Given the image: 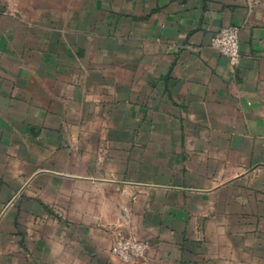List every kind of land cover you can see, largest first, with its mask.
<instances>
[{
	"label": "crops",
	"instance_id": "obj_1",
	"mask_svg": "<svg viewBox=\"0 0 264 264\" xmlns=\"http://www.w3.org/2000/svg\"><path fill=\"white\" fill-rule=\"evenodd\" d=\"M118 233L264 264V0H0V264H126Z\"/></svg>",
	"mask_w": 264,
	"mask_h": 264
},
{
	"label": "built area",
	"instance_id": "obj_2",
	"mask_svg": "<svg viewBox=\"0 0 264 264\" xmlns=\"http://www.w3.org/2000/svg\"><path fill=\"white\" fill-rule=\"evenodd\" d=\"M263 0H247L250 12H254ZM240 31L238 26L222 28L217 32L211 41V45L222 56L227 58L231 65H238L241 60L240 51ZM148 250L145 242L134 240L119 234L112 247L114 256L124 262H130L138 258H143Z\"/></svg>",
	"mask_w": 264,
	"mask_h": 264
},
{
	"label": "rangeland",
	"instance_id": "obj_3",
	"mask_svg": "<svg viewBox=\"0 0 264 264\" xmlns=\"http://www.w3.org/2000/svg\"><path fill=\"white\" fill-rule=\"evenodd\" d=\"M119 234H123V233H118L117 234V236L119 235ZM125 237H127V238H131V239H134L133 237H130V236H128V235H126V234H123ZM116 239H117V237H116ZM135 240V239H134ZM116 241V240H115ZM140 241V240H139ZM143 242V241H142ZM115 243V242H114ZM147 244V243H146ZM114 245V244H113ZM148 245V244H147ZM113 247V246H112ZM148 250H149V246H148ZM148 250H147V252H146V254L144 255V257L143 258H138V259H135V260H133V261H130V262H124V261H122V260H120L119 258H117L116 256V258L117 259H119L120 261H122V262H124V263H126V264H134V263H136V262H138V261H141L142 259H144V258H146V256H147V254H148ZM113 254V253H112Z\"/></svg>",
	"mask_w": 264,
	"mask_h": 264
}]
</instances>
